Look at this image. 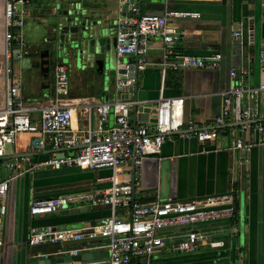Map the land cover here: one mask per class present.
Instances as JSON below:
<instances>
[{"label":"crops","instance_id":"obj_1","mask_svg":"<svg viewBox=\"0 0 264 264\" xmlns=\"http://www.w3.org/2000/svg\"><path fill=\"white\" fill-rule=\"evenodd\" d=\"M84 1L89 7L102 12L103 17L112 18L115 27L119 19L129 13L128 9L120 7L119 0ZM28 6L31 7L32 17L39 24L48 18L52 10L51 0H28ZM170 10L198 14L196 17L169 18L185 31L183 37L170 44L174 51L196 57L216 51L221 53L222 58L217 69H169L162 77L163 42L158 35L150 37L149 63L137 76L136 99L142 103L138 106H155L160 95L178 97L181 102L179 106L172 107L173 131L165 139L160 153L142 160L137 196L142 202L168 196L178 200H197L232 192L235 213L231 219L195 226L205 231L210 241L221 244L207 245L195 252L157 253L151 258V264H264V132L258 131L255 122L250 120L244 122L245 127L232 126L235 122L227 121L220 126L213 141L204 143L193 136L178 134L188 123L208 124L219 115L222 106L220 93L230 87L232 69L238 70L239 76H244L243 80L251 86L264 82V66L260 60L261 55H264V0H163L162 4L152 7L143 4L141 7L142 13L153 11L163 14ZM235 30L243 32L242 46L232 34ZM44 46L45 37L36 46L27 44L19 63L25 57L27 64L31 60L35 64ZM52 61L45 78L40 73L41 81L37 85L39 91L36 95L26 96L21 85V92L27 102L36 105L51 103ZM63 63L67 66L70 82L67 101L74 105L75 112L72 127L82 135L85 130H95L97 127L95 104L126 95L116 88L119 73L103 80L96 69L81 72L75 66ZM130 114L132 122L152 126L151 112L138 117V110L132 107ZM260 116V121L264 123V99L260 103ZM114 122V115L110 112L104 128L113 126ZM236 136L254 145L249 151L229 149L230 140ZM29 137L28 133L20 134L16 145L6 152V157L14 152L27 153ZM47 155L48 151L45 152ZM129 171V165H122L118 169L117 179L126 180ZM111 174L112 169L107 167L92 170L61 167L39 169L14 179L6 196L5 212L0 214L4 241L0 249V264H31L44 259L60 261L65 256L58 254V249L93 244L92 241H82L35 248L27 244L26 237L30 226L82 227L94 224L109 214L107 207L84 204L76 207L77 211L69 208L68 212L30 216L29 204L38 198L103 190L110 185L106 178ZM7 175L8 171L2 168L0 181ZM183 229L180 227L170 231L180 232ZM37 251L48 255L37 257ZM89 253L94 258L103 257L106 250L100 248Z\"/></svg>","mask_w":264,"mask_h":264},{"label":"built area","instance_id":"obj_2","mask_svg":"<svg viewBox=\"0 0 264 264\" xmlns=\"http://www.w3.org/2000/svg\"><path fill=\"white\" fill-rule=\"evenodd\" d=\"M132 0H119L120 7ZM2 32L0 33V170L5 168L8 175L0 181V214L6 209V196L10 183L23 174H32L39 169H59L75 167L92 170L107 167L112 174L106 179L110 185L100 191L70 193L38 198L29 204V215H44L62 209L76 208L84 204L93 207L104 206L109 214L96 223L82 227H56L53 225L30 226L26 242L30 247L57 246L62 243L92 241L91 245L58 249L65 257L49 264H151V258L161 252H195L207 245H219L210 241L209 235L195 226L198 224L231 219L235 213L234 194L223 193L197 200H178L174 197H156L142 202L137 196L140 190L139 169L144 157L158 155L167 136L173 131L172 107L179 106L178 97H163L156 101V116L152 126L131 121L130 110L142 104L136 99L138 73L143 71L148 61L149 39L153 35L161 37L162 77L169 69L220 67L222 55L196 57L174 51L170 44L185 35V31L172 23L169 18L198 16L197 13L165 11L163 14L142 13L133 4L130 16L119 19L115 34V56H129L133 60L123 63L124 72L119 73L116 88L125 97L94 105L98 115L95 130L87 129L82 135L73 129L74 105L67 101L69 75L67 66L60 61H52L53 97L49 104L36 105L27 102L21 92V80L15 75L13 58H21L27 48L23 29L27 19L32 17L28 0H0ZM233 36L244 44L241 30L233 31ZM14 50L17 54L14 55ZM264 66V55H261ZM130 64L133 69L130 71ZM132 73L129 75V73ZM244 72V71H243ZM239 76L238 70L230 71V87L220 93L222 106L219 115L208 124L188 123L180 136H193L199 142L213 141L220 126L227 121H254L258 131L264 132L260 121V103L264 99V82L251 86ZM112 112L114 125L104 128L105 121ZM244 121V122H243ZM22 133L30 135L27 154L6 157V145H16ZM264 142V135L262 136ZM253 143L236 136L230 140L231 150L249 151ZM69 150V151H67ZM48 155L45 156V152ZM22 154V153H21ZM129 165L126 180H118V169ZM98 180H103L99 178ZM184 229L180 232L171 229ZM0 226V249L3 246ZM104 248L106 255L74 261L66 257L79 256ZM47 253L36 252L37 257H47Z\"/></svg>","mask_w":264,"mask_h":264},{"label":"water","instance_id":"obj_3","mask_svg":"<svg viewBox=\"0 0 264 264\" xmlns=\"http://www.w3.org/2000/svg\"><path fill=\"white\" fill-rule=\"evenodd\" d=\"M162 2L163 0H132L124 8L129 10L127 16H130L132 3L137 5L141 11L143 4L145 7H152L162 4ZM51 5L52 10L48 18L45 19V50L39 53V60L35 63V66L39 67L43 74V78L49 72L51 60L65 62L69 66H75L81 72L96 69L103 80L108 79L114 73L124 72L123 63L131 62L133 59L123 56L120 58L121 62H118L115 56L116 27L113 25L112 18L103 17L102 12L89 7L84 0H51ZM147 13L153 14L154 12ZM13 54L16 55L17 50H14ZM129 68L131 71L133 65L130 64ZM131 74L130 72L129 75ZM135 110L139 112L138 117L151 112L152 120L155 121V106L143 104L135 106ZM239 125H241L240 122L232 123V126ZM23 154L18 153L17 156ZM73 210L77 211L78 209L74 208ZM60 212H68V209H62ZM92 256V253H83L79 256L66 257V259L78 261L91 259ZM56 261V259H44L33 261L31 264H49Z\"/></svg>","mask_w":264,"mask_h":264},{"label":"rangeland","instance_id":"obj_4","mask_svg":"<svg viewBox=\"0 0 264 264\" xmlns=\"http://www.w3.org/2000/svg\"><path fill=\"white\" fill-rule=\"evenodd\" d=\"M30 9L31 7L28 6ZM35 18H29L26 20L24 29H23V36L25 41L29 46H36L40 44L41 40L45 37V18L41 21L42 23H37ZM24 57L21 63L20 59L13 58L12 59V66L16 70L15 75L20 78L22 81V91L28 97H33L39 91L38 83L41 81L40 79V69L39 67L35 66L33 60L29 64L26 63L28 61ZM19 71V72H17ZM34 99V98H32ZM12 145H6V152L11 151Z\"/></svg>","mask_w":264,"mask_h":264},{"label":"flooded vegetation","instance_id":"obj_5","mask_svg":"<svg viewBox=\"0 0 264 264\" xmlns=\"http://www.w3.org/2000/svg\"><path fill=\"white\" fill-rule=\"evenodd\" d=\"M43 50H45V46L41 49V51H43ZM41 51H39V53H40ZM39 53H38V58H37V60H39Z\"/></svg>","mask_w":264,"mask_h":264},{"label":"trees","instance_id":"obj_6","mask_svg":"<svg viewBox=\"0 0 264 264\" xmlns=\"http://www.w3.org/2000/svg\"><path fill=\"white\" fill-rule=\"evenodd\" d=\"M41 73V72H40ZM41 75H43L42 73H41Z\"/></svg>","mask_w":264,"mask_h":264}]
</instances>
